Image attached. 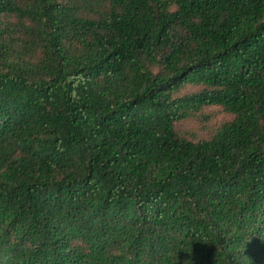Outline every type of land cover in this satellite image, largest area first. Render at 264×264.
I'll list each match as a JSON object with an SVG mask.
<instances>
[{
    "label": "trees",
    "instance_id": "trees-1",
    "mask_svg": "<svg viewBox=\"0 0 264 264\" xmlns=\"http://www.w3.org/2000/svg\"><path fill=\"white\" fill-rule=\"evenodd\" d=\"M0 264H264V0H0Z\"/></svg>",
    "mask_w": 264,
    "mask_h": 264
},
{
    "label": "rangeland",
    "instance_id": "rangeland-1",
    "mask_svg": "<svg viewBox=\"0 0 264 264\" xmlns=\"http://www.w3.org/2000/svg\"><path fill=\"white\" fill-rule=\"evenodd\" d=\"M181 127L190 134L196 135L197 137L204 134V131H201V126L196 122H185L183 125H181Z\"/></svg>",
    "mask_w": 264,
    "mask_h": 264
}]
</instances>
